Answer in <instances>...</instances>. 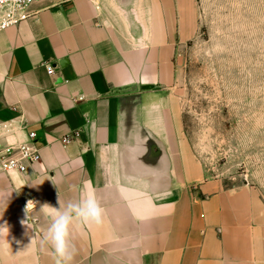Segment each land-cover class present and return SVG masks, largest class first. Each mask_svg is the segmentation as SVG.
I'll return each mask as SVG.
<instances>
[{
    "label": "crops",
    "instance_id": "0c3cea01",
    "mask_svg": "<svg viewBox=\"0 0 264 264\" xmlns=\"http://www.w3.org/2000/svg\"><path fill=\"white\" fill-rule=\"evenodd\" d=\"M208 1L68 0L0 31V136L41 155L0 174V264H55L41 206L85 189L104 223L73 226L72 264H264V196L206 177L175 93Z\"/></svg>",
    "mask_w": 264,
    "mask_h": 264
},
{
    "label": "rangeland",
    "instance_id": "374dc122",
    "mask_svg": "<svg viewBox=\"0 0 264 264\" xmlns=\"http://www.w3.org/2000/svg\"><path fill=\"white\" fill-rule=\"evenodd\" d=\"M177 57L175 93L206 177L264 196V0H209Z\"/></svg>",
    "mask_w": 264,
    "mask_h": 264
},
{
    "label": "clouds",
    "instance_id": "9594fccd",
    "mask_svg": "<svg viewBox=\"0 0 264 264\" xmlns=\"http://www.w3.org/2000/svg\"><path fill=\"white\" fill-rule=\"evenodd\" d=\"M33 204V201H28L26 212ZM58 204L59 207L47 203L41 206L48 224L41 235L40 246L51 249L55 264H72L77 251L72 240L73 226L77 223L101 226L104 223L105 209L95 193L86 189L78 200L61 203L58 199ZM4 228H0V232Z\"/></svg>",
    "mask_w": 264,
    "mask_h": 264
},
{
    "label": "built area",
    "instance_id": "2783aa9c",
    "mask_svg": "<svg viewBox=\"0 0 264 264\" xmlns=\"http://www.w3.org/2000/svg\"><path fill=\"white\" fill-rule=\"evenodd\" d=\"M68 0H0V31L25 21L37 12L34 6L51 7L60 5ZM47 72H53L50 64ZM8 121H1L0 128L8 131ZM79 131L65 134L61 137L63 142H68L77 137ZM3 136V137H2ZM0 136V174L22 175L30 165L40 161V149L35 144V132L29 131L27 137L21 141H8L5 134Z\"/></svg>",
    "mask_w": 264,
    "mask_h": 264
}]
</instances>
